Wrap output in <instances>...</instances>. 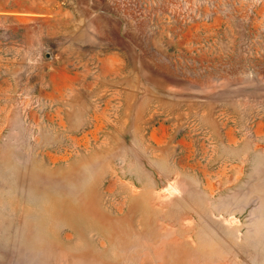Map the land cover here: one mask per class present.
Segmentation results:
<instances>
[{
    "label": "rangeland",
    "instance_id": "374dc122",
    "mask_svg": "<svg viewBox=\"0 0 264 264\" xmlns=\"http://www.w3.org/2000/svg\"><path fill=\"white\" fill-rule=\"evenodd\" d=\"M0 6V264H264V0Z\"/></svg>",
    "mask_w": 264,
    "mask_h": 264
},
{
    "label": "crops",
    "instance_id": "0c3cea01",
    "mask_svg": "<svg viewBox=\"0 0 264 264\" xmlns=\"http://www.w3.org/2000/svg\"><path fill=\"white\" fill-rule=\"evenodd\" d=\"M0 14H16V12L12 11L10 8L9 9H3L1 6H0Z\"/></svg>",
    "mask_w": 264,
    "mask_h": 264
}]
</instances>
